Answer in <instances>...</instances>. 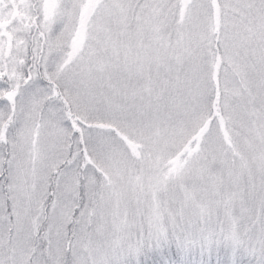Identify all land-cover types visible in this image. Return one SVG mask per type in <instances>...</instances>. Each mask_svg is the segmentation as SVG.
Returning <instances> with one entry per match:
<instances>
[{"label": "snow or ice", "instance_id": "6c2138e0", "mask_svg": "<svg viewBox=\"0 0 264 264\" xmlns=\"http://www.w3.org/2000/svg\"><path fill=\"white\" fill-rule=\"evenodd\" d=\"M0 264H264V0H0Z\"/></svg>", "mask_w": 264, "mask_h": 264}]
</instances>
